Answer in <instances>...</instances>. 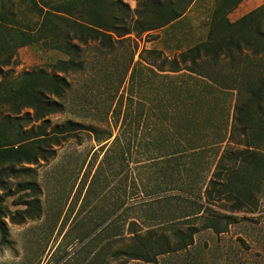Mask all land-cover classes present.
<instances>
[{
    "label": "rangeland",
    "instance_id": "obj_1",
    "mask_svg": "<svg viewBox=\"0 0 264 264\" xmlns=\"http://www.w3.org/2000/svg\"><path fill=\"white\" fill-rule=\"evenodd\" d=\"M122 1L136 6L133 0ZM221 3L194 0L163 28L112 38L108 54L97 53V44L81 48L85 72L68 77L72 89L65 110L45 120L48 132L66 121L92 130L53 147L49 162L28 166L32 177L9 181L2 205L10 212L23 209L14 202L21 195L15 183L34 180L41 215L21 224L4 219L10 246L0 244V264H264V184L240 209L226 197L204 200L222 151L244 149L239 138H229L235 89L243 76L264 72V57L245 51L235 66L222 61L212 86L185 71L158 77L147 64L205 42L212 13ZM258 8L264 9V0H240L226 17L234 22ZM20 13L21 22L32 26L36 21ZM221 36L216 29L215 37ZM66 59L37 43L19 48L14 64L4 71L12 78L31 71L49 75L53 64ZM139 59L146 63L137 65ZM256 135L245 152L255 153L264 165V134ZM237 174L235 193L264 179V167ZM177 230L183 236L192 232L185 248L177 249ZM133 236L148 243L143 256L148 261L119 253L134 245Z\"/></svg>",
    "mask_w": 264,
    "mask_h": 264
},
{
    "label": "trees",
    "instance_id": "obj_2",
    "mask_svg": "<svg viewBox=\"0 0 264 264\" xmlns=\"http://www.w3.org/2000/svg\"><path fill=\"white\" fill-rule=\"evenodd\" d=\"M133 1L136 2L134 9L122 0H60L56 3L0 0V192L4 193L0 196L1 245L10 246L4 220L6 217L12 224H21L26 220L38 219L41 215L40 189L33 179L15 183V190L21 195L14 202L23 209L10 212L2 205L4 196H8L9 181L32 177L33 170L28 166L38 161L49 162L55 156L53 147L83 130H92L79 122L66 121L48 132L45 120L65 110L72 89L68 77L85 72L87 62L81 56V48L97 44V53L108 54L113 50L112 38L119 41L131 34L140 36L163 28L180 18L194 0ZM221 1L212 13L214 20L207 40L179 53L175 58L163 57L161 63L155 60L147 63L155 75L169 78L168 74H183L182 71H185L187 75L197 76L204 84L212 86L216 82L213 75L219 73L216 71L222 68L219 67L222 61L235 66L236 57L242 56L245 51L264 57V9H255L230 22L226 15L240 0ZM13 4H16L18 11ZM21 11L36 18L32 26L21 22L22 19L18 17ZM216 29L222 31L221 37H215ZM37 43L65 54L67 59L53 64L49 75L42 71H31L12 78L4 71L14 64L19 48ZM150 54L161 58L160 52L151 51ZM143 62L139 59L137 65ZM133 80L134 70L129 76L130 83ZM235 91L237 99L229 138H239L241 141L238 142L244 149L233 153L226 149L222 151L204 191V200L212 203L226 197L235 200L239 205L237 209H240V206L252 202L251 192L264 184L262 179L244 191L234 189L238 191L233 192L234 187L240 186L237 173L241 169L264 167L256 159L255 153L246 154L247 149L252 148L250 142L255 135L264 134V72H250L243 76ZM2 112L5 114L2 115ZM173 184L169 183L175 186ZM191 233L189 230V234L183 236L178 230L175 231L180 241L177 249L187 246L186 239L191 240ZM132 240L134 245L119 253L129 260L148 261V257H143L147 254L145 249L148 243L137 241L136 236Z\"/></svg>",
    "mask_w": 264,
    "mask_h": 264
}]
</instances>
